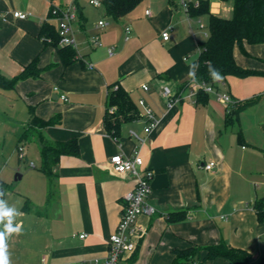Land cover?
Returning <instances> with one entry per match:
<instances>
[{"label": "crops", "instance_id": "obj_1", "mask_svg": "<svg viewBox=\"0 0 264 264\" xmlns=\"http://www.w3.org/2000/svg\"><path fill=\"white\" fill-rule=\"evenodd\" d=\"M85 1L98 10L89 13ZM52 5L75 13L70 63L40 34L45 22L57 28ZM16 10L30 15L15 18ZM197 19L201 16H191L179 0H141L120 20L91 0H0V70L13 77L36 58L41 69L38 77L0 89V106L7 107L19 140L33 113L45 120L60 115L61 121L44 126L42 133L50 141L76 138L80 145L78 155L60 157L51 185L40 169L17 176H28L35 186L24 187V197L10 207L19 213L13 226H20L6 234L10 264H85L106 257L124 196L136 183L132 173H115L110 159L119 152L131 155L139 147L144 167L155 171L148 202L156 213L139 216L145 233L123 264H175L176 249L222 241L247 250L253 261L264 257V220L254 208L264 198V42L245 41L234 50L239 66L260 74L218 79L217 91L230 94L233 104L207 92L200 101L198 93L189 96L199 42L205 39L199 36ZM102 20L105 26H99ZM126 25L132 26L129 40L124 38ZM199 27L204 33L206 26ZM95 35L101 45L91 43ZM118 85L128 91L139 115L123 121L116 137L106 129L105 116L109 90ZM165 86L182 96L172 106L162 93ZM145 107L158 118L150 133L145 132ZM132 130L146 137L143 144ZM39 161L42 165V156ZM210 161L216 165L207 170L204 164ZM6 223H0V231ZM202 264L234 263L217 257Z\"/></svg>", "mask_w": 264, "mask_h": 264}, {"label": "trees", "instance_id": "obj_2", "mask_svg": "<svg viewBox=\"0 0 264 264\" xmlns=\"http://www.w3.org/2000/svg\"><path fill=\"white\" fill-rule=\"evenodd\" d=\"M141 0H101L106 14L114 20H120L130 13ZM54 8V5H52ZM51 8V15H52ZM190 15L200 17L209 15L210 30L207 37L199 42L198 65L195 77L199 81H205L218 86V79L226 78L230 75L247 77L260 74L257 71L244 69L238 65L234 56L237 45L243 47L245 41L249 43L264 42V0H234L233 15L229 18L220 16L210 10V0H198L192 4ZM41 36L45 41H51L58 47L66 63H70L75 55V50L70 45L61 46L59 44V31L53 23L45 22L42 25ZM41 69L37 58L27 64L22 72L13 77H7L0 70V89H13L24 79L38 77ZM260 97L244 102L242 105L251 104ZM206 92L200 89L198 100L205 101ZM237 106L235 111H239ZM139 111L134 104L130 94L122 86L118 85L109 90L108 107L105 116V127L117 137L120 125L123 121L138 117ZM61 121V116L57 115L48 120L32 114L30 123L22 133L20 140H32V127L40 129L38 140L40 141V153L42 156V170L48 177L50 185L55 174V166L62 155H78L80 145L78 139L67 141H50L41 131L44 126L57 124ZM241 134V133H240ZM24 158V157H20ZM0 186L6 188L7 183L0 181ZM51 194V193H50ZM51 198L48 197V199ZM254 208L258 213V218L264 220V198L254 202ZM182 216L181 218H183ZM176 219V218H172ZM202 251L205 256L201 257ZM175 264H202L207 259L225 257L234 264H264V257L258 261L252 260V255L245 249L236 248L225 241L216 245L200 248L191 246L187 249H176ZM187 260V262H184Z\"/></svg>", "mask_w": 264, "mask_h": 264}, {"label": "built area", "instance_id": "obj_3", "mask_svg": "<svg viewBox=\"0 0 264 264\" xmlns=\"http://www.w3.org/2000/svg\"><path fill=\"white\" fill-rule=\"evenodd\" d=\"M181 7L188 13H190V8L192 4L198 3L192 0H179ZM91 3L96 6H101V0H91ZM150 14V11H147ZM30 15L29 12L24 10H16L13 12V16L19 19H26ZM52 16L58 19L57 29L59 31L61 46L70 45L76 46V39L73 27V20L75 18V13L70 9H61L59 7L52 8ZM2 19H6L2 17ZM200 22L201 28L205 25ZM105 21H99V26H105ZM124 38L129 40L132 34V26L126 25L124 29ZM169 30L163 32V37L165 40L169 38ZM208 32H206V36ZM91 43L94 45H101L99 35H95L91 38ZM110 55L114 53V49H109ZM190 94L189 96L196 95L200 89H203L207 93L217 94L220 101L225 104H233L232 97L228 93H220L217 91L216 87L205 81H199L194 77L190 84ZM145 90H150L148 85H143ZM57 90L58 87H55ZM162 93L166 98L168 106H172L177 103L182 96H177L174 94L169 87L165 86L162 89ZM63 100H68L67 96L63 94L61 96ZM140 105L145 106L144 100H140ZM142 116L146 118L147 126L145 127V132L150 133L158 124V118L155 112L148 107L144 108ZM131 135L135 137L140 144H143L146 140L145 136L140 135L136 131L132 130ZM20 155L24 157L22 153V148L20 147ZM113 170L117 174L132 173L136 178L135 186L132 190L127 192L124 196V206L119 223L116 230L110 235L109 238V250L106 257L100 258L96 257L85 264H123L126 255L128 253H133L137 248V241L140 239L145 230L138 224L139 216L142 214L153 215L156 213L155 207H153L149 202L148 198L153 190L152 181L155 176V171L144 167V159L141 155V149L136 148L134 153L127 155L124 153H117L113 155L110 159ZM215 161H210L204 164V168L207 170L213 169L215 167ZM15 232L7 235H12ZM86 234H81L80 237L84 238Z\"/></svg>", "mask_w": 264, "mask_h": 264}, {"label": "rangeland", "instance_id": "obj_4", "mask_svg": "<svg viewBox=\"0 0 264 264\" xmlns=\"http://www.w3.org/2000/svg\"><path fill=\"white\" fill-rule=\"evenodd\" d=\"M85 4L89 13L92 9L98 10L88 1ZM233 6L234 0H210V10L220 16L233 15ZM199 21L200 19H197L195 23L197 24L199 36L203 39L206 38V31L209 32L210 30L209 15L201 16V21L206 26L204 33L201 32L200 27L198 28ZM0 105L3 104L0 102ZM8 115L7 107L0 106V181L7 183L6 188L0 186V199H3L7 206L11 207L24 197V187L35 186V182L28 183V176L25 179H17V176L23 175L29 170L39 171L41 154L38 141V131L40 132V129L32 127L33 139L20 141L13 129L12 121L8 120ZM20 147L25 158L20 159ZM33 164H35V167H33ZM54 178L55 176H53L52 181ZM52 196L54 198V194Z\"/></svg>", "mask_w": 264, "mask_h": 264}, {"label": "clouds", "instance_id": "obj_5", "mask_svg": "<svg viewBox=\"0 0 264 264\" xmlns=\"http://www.w3.org/2000/svg\"><path fill=\"white\" fill-rule=\"evenodd\" d=\"M18 214L19 213H17L14 208L8 207L6 202L0 199V223H4V221L7 220L4 231H0V264H10L5 239L6 234L19 231V225L13 226V218Z\"/></svg>", "mask_w": 264, "mask_h": 264}, {"label": "water", "instance_id": "obj_6", "mask_svg": "<svg viewBox=\"0 0 264 264\" xmlns=\"http://www.w3.org/2000/svg\"><path fill=\"white\" fill-rule=\"evenodd\" d=\"M19 177H21V175H18Z\"/></svg>", "mask_w": 264, "mask_h": 264}]
</instances>
